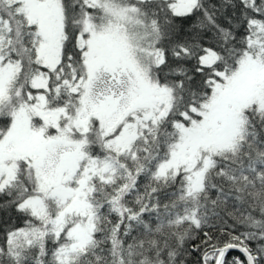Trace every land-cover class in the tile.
Masks as SVG:
<instances>
[{
  "label": "snow or ice",
  "instance_id": "1",
  "mask_svg": "<svg viewBox=\"0 0 264 264\" xmlns=\"http://www.w3.org/2000/svg\"><path fill=\"white\" fill-rule=\"evenodd\" d=\"M0 264H264V0H0Z\"/></svg>",
  "mask_w": 264,
  "mask_h": 264
}]
</instances>
